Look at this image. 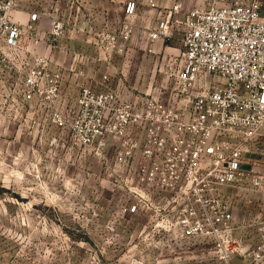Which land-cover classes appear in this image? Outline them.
Instances as JSON below:
<instances>
[{"label":"built area","instance_id":"1","mask_svg":"<svg viewBox=\"0 0 264 264\" xmlns=\"http://www.w3.org/2000/svg\"><path fill=\"white\" fill-rule=\"evenodd\" d=\"M15 4L0 0V59L26 68L22 101L43 108L53 124L69 129L77 145L101 158L114 139V163L127 174L125 186L139 199L156 198L164 216H173L181 239L206 241L223 264L238 257L264 264L261 225L263 241L249 251L234 238L238 193L264 195L261 165L245 157L264 139L261 1L208 0L187 10L180 3L165 9L150 4L159 12L142 30L148 52L153 44L167 45L180 36V60H169L165 85L132 99L107 85L101 91L86 86L69 102L61 97L66 78L61 66L52 68L50 57L41 53L61 48L65 23L53 16L42 35L40 15L27 13L26 21L19 20ZM123 14L117 34L106 31L94 39L98 62L126 52L136 3H125ZM108 81L103 76L102 84ZM60 103L65 109L58 111ZM141 209L140 200L125 211Z\"/></svg>","mask_w":264,"mask_h":264},{"label":"rangeland","instance_id":"2","mask_svg":"<svg viewBox=\"0 0 264 264\" xmlns=\"http://www.w3.org/2000/svg\"><path fill=\"white\" fill-rule=\"evenodd\" d=\"M128 1L136 3L137 16L126 52L98 62L94 39L102 32L118 33ZM207 2L16 0L15 9L40 11L42 35L50 19L58 17L65 23L66 49L83 54L75 66L69 51L60 60L64 78L76 75L72 86L61 89L62 100L69 102L86 86L101 91L107 85L130 99L165 85L162 74L169 60H180V36L148 53L142 26L152 24L159 11L145 12L152 3L159 9L180 3L187 10ZM12 63L0 59V264H223L206 241L177 236L173 216H164L156 198L139 199L125 186L127 174L114 163V139L101 158L77 145L69 129L53 124L43 108L24 103L26 68ZM103 76L109 78L105 84ZM64 109L60 103L58 111ZM245 157L264 173V139L255 141ZM238 194L234 238L249 251L263 241L258 229L264 222V195ZM140 200L138 213L125 211Z\"/></svg>","mask_w":264,"mask_h":264},{"label":"crops","instance_id":"3","mask_svg":"<svg viewBox=\"0 0 264 264\" xmlns=\"http://www.w3.org/2000/svg\"><path fill=\"white\" fill-rule=\"evenodd\" d=\"M261 1V14L264 16V0H260ZM24 7L25 6H27V4H24L23 5ZM38 11V10H37ZM18 12L20 13L17 17L19 18V20H22V21H26V19H27V11H25V10H18ZM40 11H38L37 13L40 15V22H41V28H42V26H43V20H42V14L41 13H39ZM22 14V15H21ZM153 15L152 14V10L150 9L149 11H147V12H145V15ZM150 23L149 22H145L144 21V24H143V29H144V27H146L147 25H149ZM140 40H141V43L139 44L138 43V45L139 46H141V44L144 42L143 41V38H140ZM60 45H61V48L59 49V50H56V51H52V52H50V51H48L47 49H42L41 50V53H44V54H46V55H50V58H51V60H52V62L56 65H60V66H62V62H60V60H62L66 55H65V51H69V53L67 54V55H69L70 56V58L72 59V61L74 62V66H75V64L77 63V62H79V61H83L84 59V57H83V54H81V53H79V52H75V51H73V50H69V49H66V45H65V41L62 39L61 41H60ZM145 45V44H144ZM158 45H160V46H162L163 44L162 43H160V42H157V43H155V44H153L152 46H151V50H152V52L151 53H153L155 50L153 49V47H156V46H158ZM145 48L144 49H149L150 48V46H148V44H147V41H146V46H144ZM148 49H147V52H148ZM149 53V52H148ZM60 58V59H59ZM115 58V57H114ZM73 72L75 71V70H72ZM75 74H73L72 76H71V78L70 79H67V78H65L64 80H63V83H62V86H61V89L62 88H65V85L66 84H69V86H72L71 84L73 83V81H75ZM98 91V90H97ZM120 95L122 96V97H124V94H122V92L120 93ZM135 96H132V98H134ZM124 98H126V99H128V96L126 97H124ZM132 98H130V99H132ZM234 194V193H233ZM263 228H264V222H260L259 223ZM259 225V226H260ZM248 226H250V225H248ZM258 231H259V229H258ZM249 258V257H248ZM246 260H247V258H246ZM246 260H240L239 258H234L233 260H232V264H246Z\"/></svg>","mask_w":264,"mask_h":264}]
</instances>
